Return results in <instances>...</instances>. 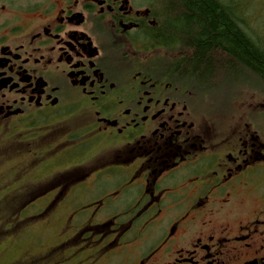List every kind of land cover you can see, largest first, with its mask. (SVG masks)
I'll use <instances>...</instances> for the list:
<instances>
[{"label": "flooded vegetation", "instance_id": "flooded-vegetation-1", "mask_svg": "<svg viewBox=\"0 0 264 264\" xmlns=\"http://www.w3.org/2000/svg\"><path fill=\"white\" fill-rule=\"evenodd\" d=\"M161 3L0 0V147L59 228L9 264H264V111L170 72Z\"/></svg>", "mask_w": 264, "mask_h": 264}, {"label": "trees", "instance_id": "trees-1", "mask_svg": "<svg viewBox=\"0 0 264 264\" xmlns=\"http://www.w3.org/2000/svg\"><path fill=\"white\" fill-rule=\"evenodd\" d=\"M226 1L162 0L161 22L153 31L154 39L168 45L174 54L179 53L180 45L192 49L193 54L188 50V57L173 62L170 72L206 84L223 79L232 82V92L234 81L251 77L255 85L240 84L236 91L251 89L264 96V39L244 28L239 9L242 4ZM10 205L16 206L13 201Z\"/></svg>", "mask_w": 264, "mask_h": 264}, {"label": "rangeland", "instance_id": "rangeland-1", "mask_svg": "<svg viewBox=\"0 0 264 264\" xmlns=\"http://www.w3.org/2000/svg\"><path fill=\"white\" fill-rule=\"evenodd\" d=\"M225 2L227 1L225 0ZM236 2L239 5L242 4L239 9L246 31L259 36V39H264V0H241L242 3L240 0H236ZM246 77H241V82H233L235 98L230 105L231 109L237 112L255 108L251 109V116L255 120L256 115L252 112L264 111V96L260 92L251 89L236 91L240 84L252 83L255 85L257 83L255 79ZM230 87H232V82L227 83L220 79L214 80L212 84L203 85L199 92L210 103L224 106L227 105L229 99L228 89ZM229 92L231 94L232 91ZM9 153L8 151L6 153L5 148L0 147V264L14 262L26 248L35 245L39 235L44 233V238L49 239L59 229L57 226L44 227L34 219L38 209L37 201L22 206L21 203L26 198L24 192L13 194L18 189H22L26 182L24 180L25 175L16 172L20 168L8 173L10 167L20 159V156H11ZM12 194L13 196H11ZM31 196L32 194L27 195L26 200L31 199ZM12 201L16 204L15 208L10 205ZM17 205H20V207H17ZM64 215H67V211H64Z\"/></svg>", "mask_w": 264, "mask_h": 264}]
</instances>
